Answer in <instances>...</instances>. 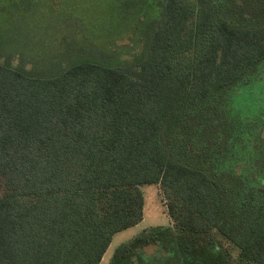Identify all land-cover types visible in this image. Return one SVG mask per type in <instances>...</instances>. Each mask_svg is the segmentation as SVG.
Listing matches in <instances>:
<instances>
[{
  "label": "trees",
  "instance_id": "16d2710c",
  "mask_svg": "<svg viewBox=\"0 0 264 264\" xmlns=\"http://www.w3.org/2000/svg\"><path fill=\"white\" fill-rule=\"evenodd\" d=\"M145 1L0 0V264H100L152 183L114 264H264V0Z\"/></svg>",
  "mask_w": 264,
  "mask_h": 264
},
{
  "label": "rangeland",
  "instance_id": "374dc122",
  "mask_svg": "<svg viewBox=\"0 0 264 264\" xmlns=\"http://www.w3.org/2000/svg\"><path fill=\"white\" fill-rule=\"evenodd\" d=\"M54 0H45V2L51 4ZM55 4H58L57 1ZM143 4H148L147 1L143 0ZM149 21V20H148ZM14 23V22H13ZM4 23L0 19V26H2ZM129 24V22H127ZM145 31L150 29V24L144 23ZM132 25V24H130ZM129 25V26H130ZM147 25V26H146ZM128 26V25H127ZM125 33H115L112 37H110L111 43L117 41L118 44H130L131 36L130 35H124ZM72 38L75 40L77 39L76 34L74 33ZM107 42V41H105ZM91 44L93 46L94 42L91 41ZM96 47V46H95ZM141 47L134 46L131 49V52H138L140 51ZM129 55L126 53H123L121 55V58H127ZM19 57L14 58L17 60ZM29 63V62H28ZM141 189L144 194L145 204H144V219L137 225L124 229L120 232H117L112 240V243L107 250L106 254L104 255V258L100 264H114L113 260L115 258V252L116 249L122 244V243H130L133 244L135 240L143 235H146L147 233H151L157 229L160 231L162 230L161 227H170L172 228L174 226V222L168 212V208L166 206V202L164 199V194L161 189V185L158 183H152V184H144L141 186ZM167 233V232H165ZM168 234V233H167ZM165 234V235H167ZM216 238L221 239L220 235L215 233ZM222 240V239H221ZM222 243L224 247H226L233 260L236 261L239 254V249L232 243H229L226 240H222ZM157 245L153 243H146L143 242L141 246H137V248L134 249V254L132 257H135V253L137 252H145L147 255H152L157 252ZM186 255V254H185ZM168 256V255H167ZM186 257V256H185ZM118 264H131L130 262L118 263ZM157 264H184V255L181 253L176 255L173 253H170V255L163 259L162 262H159Z\"/></svg>",
  "mask_w": 264,
  "mask_h": 264
}]
</instances>
